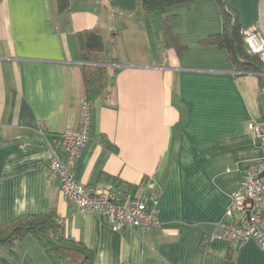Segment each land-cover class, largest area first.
<instances>
[{
    "label": "crops",
    "instance_id": "obj_1",
    "mask_svg": "<svg viewBox=\"0 0 264 264\" xmlns=\"http://www.w3.org/2000/svg\"><path fill=\"white\" fill-rule=\"evenodd\" d=\"M229 2L245 29L264 34V0ZM166 15L177 16L180 53L165 45L163 16L138 0H71L68 14L57 0H0V226L53 213L94 264H264L255 242L218 237L231 194L264 156L249 131L250 122H264V86L257 74H236L225 50L201 45L223 31L215 0ZM90 29L100 30L107 66L118 72L110 94L89 102L77 181L122 182L132 198L156 200L161 226L148 232L81 214L47 175L49 147L62 150L60 135L80 125L86 95L76 34ZM15 249L2 248L0 264H51L31 237Z\"/></svg>",
    "mask_w": 264,
    "mask_h": 264
},
{
    "label": "built area",
    "instance_id": "obj_2",
    "mask_svg": "<svg viewBox=\"0 0 264 264\" xmlns=\"http://www.w3.org/2000/svg\"><path fill=\"white\" fill-rule=\"evenodd\" d=\"M248 52L260 57L264 64V34L258 26L244 30ZM84 65V63H80ZM264 78V73L258 74ZM89 102H82L81 120L78 129L60 135L62 150L50 146L47 175L58 182L64 199L76 205L81 214L103 213L119 230L140 228L148 232L161 226L156 200L149 205L147 200L124 196L114 186L97 188L85 186L77 181V167L89 141ZM249 131L264 149V122L252 121ZM227 223L218 236L232 246L253 241L264 253V156L252 165L241 179L238 188L231 194L230 205L225 214ZM63 226V221L58 220Z\"/></svg>",
    "mask_w": 264,
    "mask_h": 264
},
{
    "label": "trees",
    "instance_id": "obj_3",
    "mask_svg": "<svg viewBox=\"0 0 264 264\" xmlns=\"http://www.w3.org/2000/svg\"><path fill=\"white\" fill-rule=\"evenodd\" d=\"M143 10L149 14L159 13L163 16L161 28L167 48H173L178 53L185 49L184 43L172 31L171 24L177 16H167L171 7L184 3H193L198 0H138ZM224 19L223 31L211 35L201 41L202 46H217L225 50L230 58L232 70L236 74L264 73V64L260 57L248 52L245 45V28L240 23L237 12L231 7L229 0H215ZM58 10L61 14H68L71 10V0H57ZM76 46L81 66V76L85 89L86 100L91 102L98 96L113 88V80L118 72L117 68L107 66L105 46L100 30H85L76 34ZM111 63H117L112 60ZM264 86V78H260ZM107 148L115 150L108 142ZM116 182V181H115ZM115 189L124 196L129 195L123 183L114 185ZM31 237L36 240L44 250L51 264H94V255L83 243L76 242L65 236L58 225L53 213H42L18 218L8 224L0 226V250L7 249L16 255V244Z\"/></svg>",
    "mask_w": 264,
    "mask_h": 264
}]
</instances>
